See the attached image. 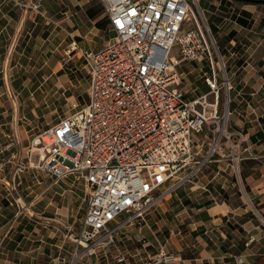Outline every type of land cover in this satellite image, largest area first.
Segmentation results:
<instances>
[{
    "label": "crops",
    "instance_id": "0c3cea01",
    "mask_svg": "<svg viewBox=\"0 0 264 264\" xmlns=\"http://www.w3.org/2000/svg\"><path fill=\"white\" fill-rule=\"evenodd\" d=\"M202 9L233 80L229 120L232 130L244 134L235 150L242 159L218 156L205 162L151 208L140 227L131 223L115 232L113 243L100 252L113 257L102 258L104 264H264V4L210 0ZM0 13L1 41L6 36L12 40L0 49V56L13 62L9 68L23 74L32 58L42 57L37 82L21 75L0 82V164L11 151L26 162L24 150L42 131L34 132L22 120L20 106L34 99L28 90L58 87L57 98L76 111L88 102L90 86L80 50H99L113 41L115 32L101 0H0ZM14 22L16 31L4 32ZM203 62H185L193 67L178 70L187 97L207 90V71L199 67L201 73H195V64ZM184 76L186 88L181 87ZM11 139L14 148L2 151ZM233 140L238 141L236 136ZM14 171L13 164H5L0 172V264L9 263V248L15 252L20 247L15 233H26L29 226L45 237L66 236L87 207L82 179L67 176L53 182L44 172L24 170L14 186ZM140 232L145 236L136 235ZM250 233L257 241L245 246ZM159 252L172 257L159 259ZM236 255L242 263L233 259Z\"/></svg>",
    "mask_w": 264,
    "mask_h": 264
},
{
    "label": "built area",
    "instance_id": "2783aa9c",
    "mask_svg": "<svg viewBox=\"0 0 264 264\" xmlns=\"http://www.w3.org/2000/svg\"><path fill=\"white\" fill-rule=\"evenodd\" d=\"M101 2L115 36L99 50H80L90 76L88 102L36 134L24 150L26 162L11 151L0 164V172L5 164L15 166L14 186L24 170L44 172L53 182L82 179L87 207L80 243L93 246L113 241L134 220L142 222L215 154L242 159L235 150L245 141L241 131L225 126L232 86L199 0ZM199 60L208 64L207 90L187 97L178 67ZM205 128L212 142L197 160L193 136ZM14 146L11 139L2 151ZM122 214L127 217L119 221ZM256 241L250 233L245 246ZM163 257L172 255L159 252L157 258ZM233 259L243 262L240 255Z\"/></svg>",
    "mask_w": 264,
    "mask_h": 264
},
{
    "label": "rangeland",
    "instance_id": "374dc122",
    "mask_svg": "<svg viewBox=\"0 0 264 264\" xmlns=\"http://www.w3.org/2000/svg\"><path fill=\"white\" fill-rule=\"evenodd\" d=\"M191 1V0H189ZM210 0H199V5L203 8L205 7ZM16 8V7H15ZM18 8V7H17ZM19 12V11H18ZM1 15V13H0ZM2 26H0L1 28ZM7 31L8 34L12 35L14 31H16V25L15 22L13 24H10L6 26V29H3ZM7 40L1 41L3 37L0 35V49L4 45L6 47L10 46L12 43V40L9 39L7 36L5 37ZM172 56H176V48L173 49L171 52ZM41 59L42 57H35L30 60L28 71L25 73H17L14 71L12 67L13 62L9 65L8 59L5 60L4 56H0V82H7L10 83V80L13 79L17 75H21L23 77L29 76L32 80V82H37L41 79L40 75L41 72L38 70L39 66L41 65ZM24 61V60H23ZM224 62V61H223ZM198 66L196 68L195 73L200 72L199 67L202 68V70H206L209 72L208 65L206 62H203V64H195ZM193 67L192 65H180L178 67L179 71H185V69H190ZM32 68V69H31ZM221 68L223 69V66L221 64ZM226 76L231 81V86H233V80L230 77V73L228 72V67L224 65ZM193 73V74H195ZM201 73V72H200ZM188 83V78L186 76L183 77L182 85L181 87L186 88V84ZM1 84V83H0ZM180 88V86H179ZM234 86L231 87L229 91V95L232 92ZM62 89L58 87H54L53 89L40 87L38 89L31 88L28 90V92H32V98L34 99H28L22 105L20 106L21 113L24 114L25 118L22 120L26 121L29 125L28 127H33L34 132L41 131L53 123L57 122L61 117L71 114L74 109L71 104H67L66 101L62 100L61 98H57L58 95L61 93ZM53 95L55 96V99L52 101L49 100L47 97ZM221 104H220V112L222 113L224 111L223 107V97H221ZM230 103V101H229ZM230 110V105L228 106ZM262 125H264V120L261 121ZM225 126L228 130L234 129L230 125V120L226 119ZM193 143H192V151L196 153L195 159L201 160L206 155V152L210 146V143L212 142V134L208 131V129H204L200 133H197L193 136ZM234 139V138H233ZM203 144V145H202ZM227 153H219L215 154L213 158L220 157V156H227ZM241 160V159H240ZM240 160H235L236 162H239ZM232 162L231 160H229ZM208 163V161H206ZM127 217L126 214H122L119 216L118 220L122 221ZM82 216L77 221V223L74 225V231H70L68 235H58V237H45V234L41 231L34 232L31 231L30 227L28 226L26 233H19L15 236L13 235V239L16 241H20V247L17 248L18 251L11 252L12 249L9 248L8 252V261L7 264H104V262L100 261L102 258H113L110 256V252L107 251L106 257L103 255L101 257V253L104 249L110 247V244L113 243V241L110 242H104L100 245L93 246L92 241L87 242V245L80 243V231L82 229ZM146 218V217H145ZM147 219V218H146ZM143 223L137 222L134 220L131 224L132 226L140 227ZM156 226V224H154ZM32 227V226H31ZM44 234V235H43ZM137 236L141 237L142 235L145 236L144 233L140 232L136 234ZM103 237V233L99 234V239ZM142 238V237H141ZM113 240H115V237L113 236ZM145 239H141V241H144ZM2 249H0L1 251ZM116 264H119V262H114ZM106 264V262H105ZM113 264V263H110Z\"/></svg>",
    "mask_w": 264,
    "mask_h": 264
},
{
    "label": "trees",
    "instance_id": "16d2710c",
    "mask_svg": "<svg viewBox=\"0 0 264 264\" xmlns=\"http://www.w3.org/2000/svg\"><path fill=\"white\" fill-rule=\"evenodd\" d=\"M240 4H264V0H234Z\"/></svg>",
    "mask_w": 264,
    "mask_h": 264
}]
</instances>
